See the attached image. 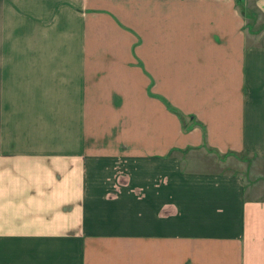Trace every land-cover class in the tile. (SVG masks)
Wrapping results in <instances>:
<instances>
[{
	"label": "crops",
	"instance_id": "crops-1",
	"mask_svg": "<svg viewBox=\"0 0 264 264\" xmlns=\"http://www.w3.org/2000/svg\"><path fill=\"white\" fill-rule=\"evenodd\" d=\"M0 264H264V0H0Z\"/></svg>",
	"mask_w": 264,
	"mask_h": 264
},
{
	"label": "rangeland",
	"instance_id": "rangeland-1",
	"mask_svg": "<svg viewBox=\"0 0 264 264\" xmlns=\"http://www.w3.org/2000/svg\"><path fill=\"white\" fill-rule=\"evenodd\" d=\"M254 13V10H252ZM254 24V22H253ZM261 23H255L254 27H257ZM208 152H211L205 157L206 163H208V168H214L219 170H227L234 173H243L251 181L256 180L254 176H250L252 171L258 169V164L256 158L249 154L225 156L208 149ZM214 152V153H213ZM207 158V159H206ZM209 168V169H210Z\"/></svg>",
	"mask_w": 264,
	"mask_h": 264
}]
</instances>
